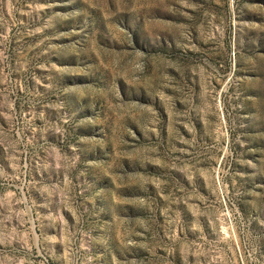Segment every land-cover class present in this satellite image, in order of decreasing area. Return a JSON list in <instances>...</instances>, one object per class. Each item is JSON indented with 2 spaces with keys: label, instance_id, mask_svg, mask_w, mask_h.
<instances>
[{
  "label": "rangeland",
  "instance_id": "obj_1",
  "mask_svg": "<svg viewBox=\"0 0 264 264\" xmlns=\"http://www.w3.org/2000/svg\"><path fill=\"white\" fill-rule=\"evenodd\" d=\"M0 264H264V0H0Z\"/></svg>",
  "mask_w": 264,
  "mask_h": 264
}]
</instances>
